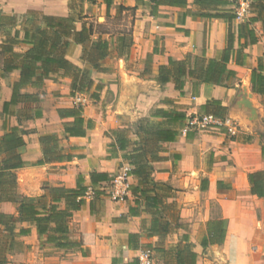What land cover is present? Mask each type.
<instances>
[{
	"label": "crops",
	"instance_id": "0c3cea01",
	"mask_svg": "<svg viewBox=\"0 0 264 264\" xmlns=\"http://www.w3.org/2000/svg\"><path fill=\"white\" fill-rule=\"evenodd\" d=\"M72 1L0 0V15L13 18L9 21L13 24L0 23V138L12 126L25 130L24 144L16 150L23 164L11 170L15 175L11 199L0 200V214L6 215L0 222V264H140L145 251H150L152 264H163L156 249H173L184 235L193 244L195 264H264V248L259 249L257 239V232H264V197L250 192L248 180V174L255 171H261L264 177V143L253 137L258 120L264 116V97L250 88L251 69L261 64L264 70V0H255L243 20H232L233 49L227 68L235 75H223L218 84L189 78L176 89L172 81L156 80L157 67L166 64L168 58L182 60L187 55L191 64L198 56L219 59L227 43L228 22L207 14L222 13L229 7L196 0H185L184 6H156L153 0H142L133 11L127 57L112 52L109 44L100 68L87 69L92 79L88 89L72 92L69 77L52 73L43 76L40 87L26 85L20 89L21 93L36 94V102L20 101L3 110L19 78L18 69H1L9 57L3 47L17 39L13 51L23 53L28 48L21 41L23 24L29 13L76 14L78 9L71 8ZM82 1L86 20L97 12L106 15L104 0ZM110 2V15L116 14L119 5H136V0ZM248 18L254 19L249 26L257 40L240 48L237 26ZM65 56L85 68L80 44L70 43ZM213 100L222 107V116L234 117L236 134L186 130L187 116L212 113L200 107ZM71 107L79 108L85 122L92 121L89 128L84 123L83 136L64 132L62 123L72 118H60L57 109ZM160 111L183 113L186 118L174 121ZM146 123L172 129L175 138L157 143L159 158L151 160L148 156L151 172L140 180L130 172L135 163L130 154L135 149L133 143L142 135L140 124ZM119 131L130 141L125 149L117 145ZM46 134H54L57 141L51 147V159L37 164L44 158L39 137ZM124 167L129 169L128 191L122 198L113 197L109 194L115 186L113 180ZM91 172L107 177L92 183ZM79 177L86 191L80 207L67 218L64 234L72 245L58 247L47 241L52 223L48 232L40 235L36 222L22 218L17 208L25 198L39 209L51 203L63 209V198L53 202L51 189H74ZM153 182L168 185L172 194L164 197L162 204L151 206L146 205L144 195L154 193ZM154 218L167 221L168 232L150 235L148 229ZM216 218L223 220L224 240L203 248L199 241L205 236L206 222Z\"/></svg>",
	"mask_w": 264,
	"mask_h": 264
},
{
	"label": "trees",
	"instance_id": "16d2710c",
	"mask_svg": "<svg viewBox=\"0 0 264 264\" xmlns=\"http://www.w3.org/2000/svg\"><path fill=\"white\" fill-rule=\"evenodd\" d=\"M94 2V0H87ZM106 4V16L110 17L109 6L110 0H104ZM142 0H136L134 7H125L119 5L115 15L121 14L123 11H134ZM154 4H167L172 6H184L185 0H153ZM204 5H224L229 9L222 13L207 14V16L220 17L228 22L227 43L223 50L222 56L211 59L196 57L193 64L190 63V56L187 55L182 60H173L168 58L166 64L158 65L156 80L159 83L172 81L176 89L183 87L184 81L189 78H194L199 82H207L218 84L222 76L226 78L233 77L235 72L227 68V63L230 60L233 49V33L231 31V22L235 18V1L234 0H196ZM82 0L77 1L78 12L67 16H53L45 14H37L31 12L24 19V33L22 42L28 45V48L23 53L13 51L12 45L18 42L17 39H11L8 44L3 47V50L9 54L2 64L4 72L13 69L19 70V78L12 85V94L10 100L3 104V110L8 105H16L20 101L36 102L38 97L36 94L21 93L20 89L26 85L40 87L43 82V76L52 73L61 72L63 76L71 79L72 92H82L88 89L92 83L87 69H99V62L105 58L108 53L109 42L102 38L101 33L96 34L92 23L86 22V15L82 13ZM255 2V1H254ZM253 5V3H252ZM251 5V6H252ZM153 12V11H152ZM13 18L0 15V23H9ZM253 18H248L237 26V38L240 48L247 42L253 44L256 42L254 30L249 26ZM5 21V22H4ZM264 24V22H263ZM131 29L127 34L119 32L117 36L116 53L119 57L126 58L132 43ZM17 38V32L15 33ZM245 39V41H241ZM247 40V41H246ZM70 43L80 44L82 46V61L84 69L74 65L66 58V51ZM147 61L150 62V55H147ZM237 62V60H236ZM147 65V63H146ZM149 69H145L147 72ZM250 88L254 93L264 97V70L261 64L250 72ZM264 104V103H263ZM200 109L204 112L222 116V107L218 101H211L201 105ZM163 116H167L174 121H180L186 118L183 113H170L160 111ZM57 114L60 118H72L69 121L63 122L64 132L69 136H83L85 134L84 123L86 127L92 125L91 120H84L79 114V108H58ZM35 116L39 117L40 113L36 110ZM140 135L139 141H135V149L130 154L131 161L134 167L131 173L145 180L150 175V167L147 165L148 156L151 160H157L156 155L157 143L159 141H171L175 138V133L172 129L156 128L146 123L139 126ZM25 130L18 126H12L7 133L0 138V200L11 199V190L15 187V175L11 170L22 166L23 161L20 154L16 151L17 148L24 144L23 134ZM42 146L44 158L37 161L41 164L52 157V145L57 141L54 134L41 135L39 137ZM130 144L129 139L123 131H119L117 136V145L120 149H125ZM264 154V147H262ZM69 158V157H68ZM61 159V157H59ZM145 159V160H144ZM90 181L92 183L105 180L107 175L104 173H90ZM250 182V192L258 197H264V177L261 171L250 172L248 174ZM83 179L78 178V183L74 189L52 188L54 200H64V208L60 209L56 203H51L48 207L45 204L39 208L30 199L23 198L18 206L20 216L32 218L36 222L38 234H45L50 229V224H53L52 233L47 236V241L54 242L58 247H67L72 244L67 242L65 233L67 230L66 221L71 215L72 210H76L82 203L81 197L84 195L86 188L81 185ZM154 193L144 195L146 205L162 204L164 197L170 196L172 193L171 187L164 183L153 182L152 189ZM145 189L144 192L151 191ZM41 198L37 199L39 202ZM1 217L6 215L0 214ZM169 223L154 218L149 227L150 235L166 233L169 230ZM225 237V229L222 219H210L206 222L205 236L200 239L199 244L205 248L210 244H220ZM157 252L161 253L163 264H195L196 252L193 249V244L188 242L186 235L177 243L173 249L157 248Z\"/></svg>",
	"mask_w": 264,
	"mask_h": 264
},
{
	"label": "built area",
	"instance_id": "2783aa9c",
	"mask_svg": "<svg viewBox=\"0 0 264 264\" xmlns=\"http://www.w3.org/2000/svg\"><path fill=\"white\" fill-rule=\"evenodd\" d=\"M235 19L243 20L250 13V8L255 0H234ZM201 131L205 133L224 130L233 135L237 131L236 122L229 116H221L213 113L192 114L187 116L186 130ZM128 167H124L121 174L113 180V191L110 195L122 198L128 191L127 173ZM140 264H152L150 251H145L140 256Z\"/></svg>",
	"mask_w": 264,
	"mask_h": 264
},
{
	"label": "rangeland",
	"instance_id": "374dc122",
	"mask_svg": "<svg viewBox=\"0 0 264 264\" xmlns=\"http://www.w3.org/2000/svg\"><path fill=\"white\" fill-rule=\"evenodd\" d=\"M70 6L77 7V1L70 2ZM96 16H93L86 20L88 23H92L94 27V31L96 34L101 33L102 38L107 39L109 42L112 52H115L116 44H117V36L119 32H123L124 34H127L130 29H132V24L134 22V12L129 11H123L119 15H111L110 17H107L104 14H95ZM231 118L234 119V117L231 115ZM260 117V116H259ZM261 119V121H260ZM259 121V126L256 128V130L253 133V137L260 141L261 143H264V116H261ZM263 120V121H262ZM236 122V120L234 119ZM258 124V123H256ZM237 131H238V124L236 122ZM235 132V134L237 133ZM199 132V131H196ZM205 133V132H204ZM229 134V133H228ZM260 216V215H259ZM257 239H258V246L259 249L263 250L264 248V232L259 231L257 232Z\"/></svg>",
	"mask_w": 264,
	"mask_h": 264
}]
</instances>
